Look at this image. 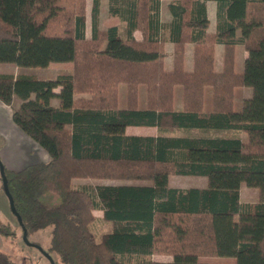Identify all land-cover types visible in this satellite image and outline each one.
<instances>
[{"label": "trees", "instance_id": "16d2710c", "mask_svg": "<svg viewBox=\"0 0 264 264\" xmlns=\"http://www.w3.org/2000/svg\"><path fill=\"white\" fill-rule=\"evenodd\" d=\"M146 1L147 16L141 18L138 0H107V14L119 19L120 30L100 29V0H90L86 37V0H0V63L19 68L71 63L69 73L46 80L0 73V102L49 155L48 162L18 171L0 160L27 239L49 228L43 250L62 264H264V0ZM162 1L168 2L167 23L160 20ZM207 1L216 5L214 33L208 31ZM250 3L262 7L249 9ZM165 40L173 47L170 71L163 67ZM187 43L193 45L190 71L183 67ZM217 43L223 46L220 72L213 67ZM237 44L247 53L241 72L234 70ZM119 84L125 86L123 108L117 103ZM175 86L181 87L178 111ZM206 87L208 111L203 110ZM242 87L251 95L235 111L234 89ZM128 126L154 127L158 133L127 135ZM191 130L204 134L186 135ZM223 131L233 136L207 134ZM179 132L185 135L167 134ZM169 176L205 177L207 186L170 187ZM73 179L152 185L74 187ZM241 184L257 189L256 202H240ZM45 193L56 195L58 204H43ZM95 210L112 224L100 241L92 231ZM15 232L0 221V234ZM152 255L172 260L153 261ZM0 264L15 262L0 251Z\"/></svg>", "mask_w": 264, "mask_h": 264}, {"label": "rangeland", "instance_id": "374dc122", "mask_svg": "<svg viewBox=\"0 0 264 264\" xmlns=\"http://www.w3.org/2000/svg\"><path fill=\"white\" fill-rule=\"evenodd\" d=\"M89 1V0H88ZM86 10V32L90 31V6L89 2L87 4ZM103 5H105V1H103ZM249 9L252 7H262L261 4L250 3ZM138 9V8H137ZM139 16V15H138ZM109 17L106 13L102 12L99 18L100 24L104 27L109 25ZM241 48H238V51L235 53V61L236 72L242 71L243 61L240 58L239 52ZM71 63H50L45 68L39 67H30V68H19L11 63H0V73L2 74H23L28 76H33L37 79H53L57 74H67L70 72ZM251 89L242 87L235 88L233 93V109L238 111L241 108L242 100L250 97ZM204 102H203V110L208 111L210 105V88L206 87L204 89ZM138 106L140 108L144 107L145 104V88L140 85L138 87ZM181 100V87L176 86L174 88V99ZM117 103L118 108H123L125 105V86L123 84H119L117 89ZM146 127H128L125 134L127 135H137V136H150L151 134H156V130ZM226 132V133H223ZM220 133L210 132L207 133L209 135L217 134L222 136H233L231 131H223ZM167 134H175V135H185V132L179 133H167ZM204 133L198 132L196 130H191V132L186 133L188 136L194 135H203ZM242 140H246V136L244 134L240 135ZM89 185H96L100 183V185H122V184H135V185H148L151 186L152 182L147 180H103V179H88ZM168 185L170 187L177 188H204L207 186V179L205 177L199 176H169L168 177ZM240 189V202L244 204H252L258 199V191L256 188L247 187L245 184H241ZM6 196L0 190V221L2 223H9L13 228L17 229L15 234H0V251L8 254L15 264H51L49 260L40 254L39 250L34 246L37 245L41 249H46L49 241V233L50 229H42L39 232L31 235L28 238L30 244H26L21 237L20 231L17 228L16 220L13 215L8 211V204L6 200ZM40 200L43 204L54 206L58 204L59 198L51 193H45L40 197ZM7 205V206H6ZM95 217V221L92 225V231L94 234V238L96 241H100L103 234L107 233L111 229V222H106L102 219L101 211L95 210L93 212ZM151 260L158 262H167L171 261L172 258L166 255H152ZM199 262L202 263H233L234 260L231 258H199ZM53 264H62L61 261L57 258H53Z\"/></svg>", "mask_w": 264, "mask_h": 264}, {"label": "crops", "instance_id": "0c3cea01", "mask_svg": "<svg viewBox=\"0 0 264 264\" xmlns=\"http://www.w3.org/2000/svg\"><path fill=\"white\" fill-rule=\"evenodd\" d=\"M103 1H105V5H103ZM88 2L90 6V0L89 1L86 0V10L88 6L87 5ZM106 4H107V0H100L99 14H98V27L100 29H105L107 27L117 26L121 30L122 27H121L119 19L116 17L109 16L107 14ZM167 4H168L167 1H162L160 4V20L162 23H167L170 20V15L167 10ZM137 8H138L139 17L145 18L147 16V1L138 0ZM215 10H216L215 2L207 1L206 2V15L208 19V31L211 33L215 32V27H216ZM102 12L106 13L110 19L109 20L110 23L109 25H107V27H104L102 23L100 24L99 18ZM85 16H86V11H85ZM85 23H86V20H85ZM166 35L167 33L165 32L164 36ZM85 36L86 37L89 36V32L88 33L86 32V28H85ZM133 38L135 40H139L140 33L138 31L133 32ZM239 47L241 48V51L239 52V54H240V58L242 59V61L244 60L247 54L241 45L239 44L235 45L234 47V70L236 66L235 53L236 51H238ZM172 50H173L172 44L165 40V43H164L165 56L163 59V67L166 71H170L172 69ZM222 51H223L222 44L221 43L215 44L213 67L216 72H220L222 68ZM192 55H193V45L191 43L185 44L184 53H183V67L186 71H190L192 69V66H193ZM18 104H19V101L15 98L13 100V107H17ZM51 104L56 106L58 104V101L56 99H52ZM181 107H182L181 100L177 98L175 101L174 99V89H173V109L178 111V110H181ZM209 108H210V105H209ZM11 115H12V109L9 106H6L2 102H0V160L2 164L4 165V167L12 171H18L30 164L48 162L49 155L46 153V151L43 150L36 142L30 139L26 134H24L13 123ZM128 127H135V126H128ZM128 127L125 128V132L128 129ZM146 128H151V129L156 130V134H151L150 136L157 135L158 131L156 128L154 127H146ZM85 184H90L88 182V179H73L72 180V185L74 187H79ZM96 185H100V183ZM240 189H241V186H240ZM8 211H9V207H8Z\"/></svg>", "mask_w": 264, "mask_h": 264}, {"label": "water", "instance_id": "95a60500", "mask_svg": "<svg viewBox=\"0 0 264 264\" xmlns=\"http://www.w3.org/2000/svg\"><path fill=\"white\" fill-rule=\"evenodd\" d=\"M0 178H1V181H2L3 193H4V195L7 198L9 209H10L11 213L16 217L19 225L21 226V229H22V240L26 244H30V242L27 239L26 231H25L24 227L22 226L21 220H20V218L17 216V214L15 212V209H14V206H13V201H12L11 196L9 194V191L7 189L6 179H5V176H4L3 167L1 165V163H0ZM34 246L39 250L40 253H42L43 256H45L49 260V262L51 264H53L52 258L49 255H47L46 252L43 249L39 248V246H37V245H34Z\"/></svg>", "mask_w": 264, "mask_h": 264}]
</instances>
